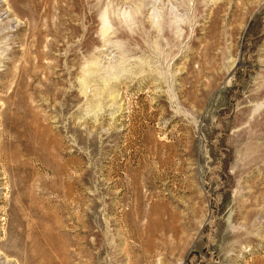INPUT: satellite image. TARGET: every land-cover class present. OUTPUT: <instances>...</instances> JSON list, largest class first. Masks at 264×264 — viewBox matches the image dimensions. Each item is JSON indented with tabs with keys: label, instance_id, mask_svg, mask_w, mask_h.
Wrapping results in <instances>:
<instances>
[{
	"label": "rangeland",
	"instance_id": "1",
	"mask_svg": "<svg viewBox=\"0 0 264 264\" xmlns=\"http://www.w3.org/2000/svg\"><path fill=\"white\" fill-rule=\"evenodd\" d=\"M0 264H264V0H0Z\"/></svg>",
	"mask_w": 264,
	"mask_h": 264
}]
</instances>
